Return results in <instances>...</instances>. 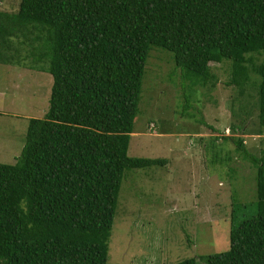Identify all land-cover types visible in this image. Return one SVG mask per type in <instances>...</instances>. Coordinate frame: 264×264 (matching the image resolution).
Wrapping results in <instances>:
<instances>
[{
	"label": "trees",
	"instance_id": "trees-1",
	"mask_svg": "<svg viewBox=\"0 0 264 264\" xmlns=\"http://www.w3.org/2000/svg\"><path fill=\"white\" fill-rule=\"evenodd\" d=\"M150 44L210 84L209 61L229 58L239 85L246 53L260 54L252 68L264 130V0H18L0 9V62L19 64L27 45L51 75L46 110L28 117L14 161L0 162V264H117L106 240L122 170L163 162L126 153ZM253 162L255 210L229 226L225 249L198 255L203 264H264V155Z\"/></svg>",
	"mask_w": 264,
	"mask_h": 264
},
{
	"label": "rangeland",
	"instance_id": "rangeland-1",
	"mask_svg": "<svg viewBox=\"0 0 264 264\" xmlns=\"http://www.w3.org/2000/svg\"><path fill=\"white\" fill-rule=\"evenodd\" d=\"M18 0H0L12 11ZM23 45L19 64L0 62V162L11 163L27 119L47 108V61ZM246 80L233 83L231 60L209 61L215 80L204 83L175 66L171 51L150 44L145 57L126 153L163 162L122 170L106 260L117 264L176 262L228 246V229L255 210V164L264 155L257 133L261 59L246 53ZM242 82V83H241ZM239 137L238 147L231 137Z\"/></svg>",
	"mask_w": 264,
	"mask_h": 264
}]
</instances>
